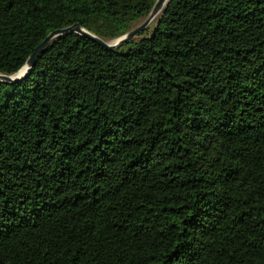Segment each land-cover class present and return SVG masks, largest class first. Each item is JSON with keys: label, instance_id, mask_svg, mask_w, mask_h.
Masks as SVG:
<instances>
[{"label": "trees", "instance_id": "1", "mask_svg": "<svg viewBox=\"0 0 264 264\" xmlns=\"http://www.w3.org/2000/svg\"><path fill=\"white\" fill-rule=\"evenodd\" d=\"M154 2L0 0V73ZM149 26L60 34L0 80V264H264V0H167Z\"/></svg>", "mask_w": 264, "mask_h": 264}, {"label": "water", "instance_id": "2", "mask_svg": "<svg viewBox=\"0 0 264 264\" xmlns=\"http://www.w3.org/2000/svg\"><path fill=\"white\" fill-rule=\"evenodd\" d=\"M167 0H155L151 10L147 14V16L137 25L133 26L132 28L128 29L126 32L121 34L120 36L113 38V39H104L101 38L83 27H81L78 23H73L69 26L65 27H60V28H55L51 30L33 49V51L28 55L26 58L23 66L19 68L16 72L12 74H4L0 73V80L4 82H11L16 79H19L26 75L31 67L33 66L37 56L43 52L45 46L50 42L54 37L59 36L60 34H65V33H80L85 36H88L92 38L94 41L98 42L102 46L112 49L116 48L125 42L131 40L132 38L138 36L141 31L149 24V22L154 18L159 12H161L166 5Z\"/></svg>", "mask_w": 264, "mask_h": 264}, {"label": "rangeland", "instance_id": "3", "mask_svg": "<svg viewBox=\"0 0 264 264\" xmlns=\"http://www.w3.org/2000/svg\"><path fill=\"white\" fill-rule=\"evenodd\" d=\"M145 18V17H144ZM143 18V19H144ZM143 19H141L140 21H138V22H136V23H134L132 26H131V28L133 27V26H135V25H137V24H139ZM154 20H155V17L154 18H152V20L149 22V24L148 25H150L149 27H148V29L149 28H151V24L154 22Z\"/></svg>", "mask_w": 264, "mask_h": 264}]
</instances>
